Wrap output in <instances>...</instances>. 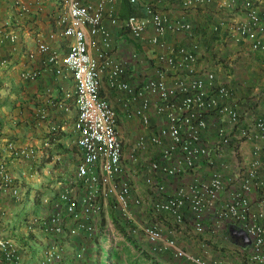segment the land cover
I'll return each instance as SVG.
<instances>
[{
	"label": "built area",
	"instance_id": "1",
	"mask_svg": "<svg viewBox=\"0 0 264 264\" xmlns=\"http://www.w3.org/2000/svg\"><path fill=\"white\" fill-rule=\"evenodd\" d=\"M52 1L51 42L39 39L26 56L73 85L55 101L67 115L40 143L0 136V264H88L94 248L108 251L124 232H140L157 255L184 264H264L262 101L197 66L192 22L161 10L162 0ZM172 1L184 9L212 2ZM2 3L21 16L42 9L41 0ZM227 6L243 14L230 25L234 42L264 51V5ZM124 33L144 55L116 56ZM168 33H184L186 42L171 44ZM0 34L18 40L15 31ZM8 65L0 60V74ZM135 65L151 71L135 73ZM40 73L24 69L20 77ZM59 132L76 150L74 170L56 192L39 190L32 178ZM182 239L200 252L189 254Z\"/></svg>",
	"mask_w": 264,
	"mask_h": 264
},
{
	"label": "crops",
	"instance_id": "2",
	"mask_svg": "<svg viewBox=\"0 0 264 264\" xmlns=\"http://www.w3.org/2000/svg\"><path fill=\"white\" fill-rule=\"evenodd\" d=\"M41 1V10H34L31 14L22 16L8 4H0V28L6 32L15 31L18 35V40L11 42L8 38H2L0 34L2 39L0 60L7 59L9 62L8 67L0 74V136L16 137L19 142L29 139L40 143L41 138L47 134L49 124L55 125L67 115V112L55 106V101L57 96H62L61 88H72L73 85L70 78L62 79L56 76L50 67L42 64L39 56L33 61L28 60L26 56L28 51L35 49L39 39L51 42L48 34L54 29L52 10L55 4L52 0ZM228 1L212 0L211 4L206 6L184 9L172 0H162L158 7L170 16H184L192 22V39L200 48L198 67L213 70L218 79L229 80L240 94L243 90L242 94L246 97L253 98L254 93L260 88L258 97L264 104V81L258 82L256 78L258 75L253 73L254 68L257 72L258 68L264 67V51H252L247 45L234 42L230 25L242 18L243 14L235 8L228 7ZM254 1L264 5V0ZM215 26L217 30H214ZM165 39L176 45L186 42L184 33H168ZM133 49L139 54H145L127 34L116 38V56L126 57ZM231 54L239 61L233 65H225V62L222 64L220 59L231 58ZM247 67L250 74L247 73ZM24 69H39L41 73L36 80L25 81L20 77ZM132 71L150 73L151 69L135 65ZM252 87H256V90H252ZM67 105H70V114L73 116L75 113L73 103L69 101ZM40 109L46 112L44 119L38 115ZM129 127L128 123L120 125L123 136L126 137L130 133ZM67 143V134L59 132L52 137L47 154L41 158L40 172L32 178L35 188L56 192L59 182L56 181L63 179L65 165L71 155L70 151L65 149ZM48 165L49 168L44 170V166ZM19 170V167L15 170L17 175L20 173Z\"/></svg>",
	"mask_w": 264,
	"mask_h": 264
},
{
	"label": "rangeland",
	"instance_id": "3",
	"mask_svg": "<svg viewBox=\"0 0 264 264\" xmlns=\"http://www.w3.org/2000/svg\"><path fill=\"white\" fill-rule=\"evenodd\" d=\"M242 45V44H241ZM239 45V46H241ZM226 59L222 58L220 59L222 62V64L225 65L229 64V65H233L234 63H237L239 60L235 57H232L231 54V58L225 57ZM230 62V63H229ZM259 62V60H258ZM264 62V61H263ZM260 63V62H259ZM246 69H248V74H250L249 72V67H247ZM255 69H253V73H256L258 75L257 80L258 82L260 81H264V67H260L258 68V71L255 72ZM233 85V84H232ZM256 87H252V90H256ZM261 89L258 88V91L256 93H254V95L252 96L253 98H259L258 97L259 93ZM243 93V90H241ZM250 91V90H249ZM263 103V102H262ZM67 139L69 140V134H67ZM69 145H67V147H65V149L67 148L70 153H71V157L68 158L66 165H65V174L68 175H72V172L74 170V165L76 163V158L74 153H76V150L74 147L71 148V144L68 143ZM73 151V152H72ZM45 168H49L48 166H44V170H47ZM55 168V167H53ZM43 170V172H45ZM55 182V181H53ZM52 182V183H53ZM114 210H107V217L110 219V217L112 216V218H114ZM140 236H142V234L139 232L138 236H134L131 237L130 240L134 243H136V247L133 246H129L126 243H120L121 241L118 242V244L115 247H109L108 251L109 254L106 256H103L101 259L97 258V254L99 252L98 248H94V250L91 251L89 257H88V264H143L145 263L144 259L146 258L144 255V253H148L150 255H152L153 257V262H151L150 264H184L183 260L180 259H175L174 257H172L170 254H165V255H157V251L153 250L152 247L148 246L145 244V242L140 238ZM182 242V244L185 247V250L189 253V254H193L195 251H197V253L200 252V247L196 244V243H191L190 240H179ZM143 251V253L141 252Z\"/></svg>",
	"mask_w": 264,
	"mask_h": 264
},
{
	"label": "trees",
	"instance_id": "4",
	"mask_svg": "<svg viewBox=\"0 0 264 264\" xmlns=\"http://www.w3.org/2000/svg\"><path fill=\"white\" fill-rule=\"evenodd\" d=\"M124 234V236H123V240L120 242L121 244L122 243H126L127 245H129V246H133V247H136V243L134 242H132L131 240H130V236H128L125 232L123 233ZM142 253H143V251H141ZM109 254V251H107V250H103V249H101V248H99V252H98V254H97V258L98 259H101L103 256H107ZM143 256H145L146 258L144 259V261H145V263H143V264H150L151 262H153V257H152V255H150V254H148V253H144V255Z\"/></svg>",
	"mask_w": 264,
	"mask_h": 264
},
{
	"label": "water",
	"instance_id": "5",
	"mask_svg": "<svg viewBox=\"0 0 264 264\" xmlns=\"http://www.w3.org/2000/svg\"><path fill=\"white\" fill-rule=\"evenodd\" d=\"M241 238L244 242H246V237L244 236V234H242Z\"/></svg>",
	"mask_w": 264,
	"mask_h": 264
}]
</instances>
